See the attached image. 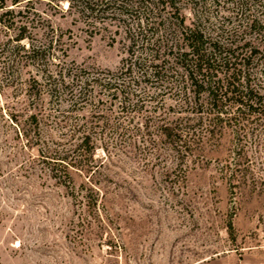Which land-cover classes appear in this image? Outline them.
I'll return each instance as SVG.
<instances>
[{
    "label": "rangeland",
    "instance_id": "obj_1",
    "mask_svg": "<svg viewBox=\"0 0 264 264\" xmlns=\"http://www.w3.org/2000/svg\"><path fill=\"white\" fill-rule=\"evenodd\" d=\"M218 2L199 0L195 10L185 5L187 22L194 11L204 15V10L213 25L224 24L225 17L234 20L237 0ZM19 8L14 7L15 11ZM66 8L67 2L56 7L46 0H32L22 15L4 18L5 23L13 19L25 24L28 39L20 42L25 48L42 47L50 36L54 42L42 56L22 57L19 78L1 93L3 107L35 105L38 98H26L33 89L30 85H43L44 106L56 107L44 87L47 69L73 73L82 69L89 77L113 71L119 76L130 48L122 20L83 19ZM126 22L136 37V25ZM224 25L230 28L232 24ZM14 33L0 22V49ZM133 50L134 56H145L138 39ZM132 76L142 81L137 89L135 82L119 77L116 82L125 92L112 96L96 88L90 98L99 100L98 109L84 108L81 103L76 107L79 118L129 127L123 135L112 137L111 143L116 144L109 146V153L104 154V141H99L94 157L79 167L82 171L71 170L77 191L88 175L99 187L95 210L52 177L41 161L37 149L49 146L50 139L60 141L59 130L44 129L47 144L37 138L27 143L12 127L0 137V264H264V131L255 140L242 141L252 169L243 185L232 187L229 180L236 182L240 174L231 177L222 170L233 141L229 133L218 143L200 145L184 159L173 158L159 142L162 154L158 157L134 128L144 132L148 125L153 135L160 111L154 112L149 102L141 109L120 108L123 99L127 103L147 100L159 92L143 82L136 67ZM159 99L164 100L165 109L174 105L167 94L159 92ZM96 114L103 117L90 118Z\"/></svg>",
    "mask_w": 264,
    "mask_h": 264
},
{
    "label": "trees",
    "instance_id": "obj_2",
    "mask_svg": "<svg viewBox=\"0 0 264 264\" xmlns=\"http://www.w3.org/2000/svg\"><path fill=\"white\" fill-rule=\"evenodd\" d=\"M31 1L9 0L10 4L7 5L6 0H0V22L8 31L12 29L15 32L0 49V96L6 87L12 86L19 78L18 66L22 59L42 56L54 42L50 36L42 47L31 45L25 48L20 45L22 40L28 39L25 24H17L19 20L13 19L5 23L6 16L13 17V13L22 15ZM46 2L56 7L67 2L66 10H73L83 19L105 16L110 20H122L130 43L127 57L117 77L113 71L104 72L103 77H89L82 69L74 73L71 70L47 69L44 87H47V96L56 107L47 109L44 106L41 99L43 85H30L33 89L29 90L26 98H38L35 105L27 103L22 109H11L0 103V137L4 136L6 129L12 127L15 135L24 136L27 143L37 138L47 144L49 138L44 137V129L51 130V127L59 130L60 141L50 139L54 147L47 144L37 149L41 161L52 177L70 187L72 195L78 193L85 200L87 208L95 210L100 189L93 184L91 175H88L92 168L85 171L88 179L79 184V191L74 187L71 170L82 171L80 168H83V161L94 157L99 141H104L101 147L103 152L109 153V146L116 144L111 143L115 140L112 137L123 135L129 131V127L111 125L106 121L99 124L98 120L88 121L86 116L79 118L76 116V107L81 103L84 108L98 109L99 100L90 98L96 88L112 96L116 92H125V87L119 89L116 82L119 77L128 78V83L135 82L137 89L142 81L138 76H132L136 67L143 82L150 84L149 88L167 94L174 101V105L163 108L164 100H157L158 92L147 100L136 98L131 103L125 99L120 102L121 109L127 106H139L138 109H141L149 102L154 112L160 111L153 125V135L149 133L148 125H145L144 132L139 127L134 128L135 133H140L143 140L152 145L154 155L159 157L162 154L159 146L161 142L173 158L184 159L194 155L200 145L218 143L229 133L233 141L228 161L222 170L231 177L237 178L240 174L236 182L229 180L232 187L239 183L245 184L243 178L252 169L248 151L242 141L249 137L255 140L264 131V0H237L234 20L225 17L223 21L224 24H232L230 28L224 24L213 25L206 10L204 15L194 11L192 19L187 22L183 13L184 6L189 5L195 10L199 0ZM212 2L219 4L218 0ZM17 6L20 8L15 11L14 7ZM127 20L136 25L137 38L127 26ZM86 22L89 24L90 21ZM137 39L145 51L144 57L134 56L133 47ZM10 42L13 44L8 45ZM130 95L136 97L138 93L131 92ZM169 109L172 113L168 112ZM101 117L102 114L90 116L91 119ZM227 228L231 233L230 221Z\"/></svg>",
    "mask_w": 264,
    "mask_h": 264
}]
</instances>
